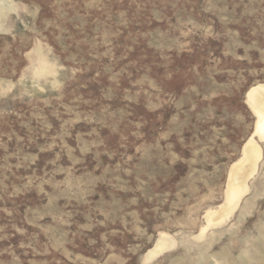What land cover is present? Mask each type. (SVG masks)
Listing matches in <instances>:
<instances>
[{
	"label": "rangeland",
	"instance_id": "obj_1",
	"mask_svg": "<svg viewBox=\"0 0 264 264\" xmlns=\"http://www.w3.org/2000/svg\"><path fill=\"white\" fill-rule=\"evenodd\" d=\"M260 83L264 0H0V264H264Z\"/></svg>",
	"mask_w": 264,
	"mask_h": 264
},
{
	"label": "bare ground",
	"instance_id": "obj_2",
	"mask_svg": "<svg viewBox=\"0 0 264 264\" xmlns=\"http://www.w3.org/2000/svg\"><path fill=\"white\" fill-rule=\"evenodd\" d=\"M246 96L249 99L247 100L250 101L253 109L258 115L256 133H259L261 137H264V83H260L249 89ZM256 142L257 141H255V139L251 137L246 143V145H244L245 146L244 157L239 162L236 161L237 163L235 165L233 164L234 166L232 169L230 167L232 172H231L230 182L229 179L227 181L229 183V188L227 191V200H226L227 202L225 201L227 204L225 203L226 206L224 207L223 205H221V207L223 208L219 207V209H221L219 211H213V212L210 211L208 213L207 215L208 217L206 216V218H208L210 223L212 222L213 224V222L215 223L221 222L224 219L225 215L227 214V211L228 212L231 211L233 207L237 205L239 199L241 198V195L247 190L248 188L247 178L255 171L256 167L258 166L257 165L258 161L262 156V149ZM216 210H218V208ZM227 215L230 214L228 213ZM171 242L173 243V241ZM153 252L155 251H152V253ZM152 253L151 255H148V257L149 256L152 257Z\"/></svg>",
	"mask_w": 264,
	"mask_h": 264
}]
</instances>
